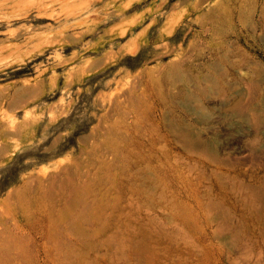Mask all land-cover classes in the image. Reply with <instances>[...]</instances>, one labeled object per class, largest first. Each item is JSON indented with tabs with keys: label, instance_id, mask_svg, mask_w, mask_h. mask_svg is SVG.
Listing matches in <instances>:
<instances>
[{
	"label": "rangeland",
	"instance_id": "374dc122",
	"mask_svg": "<svg viewBox=\"0 0 264 264\" xmlns=\"http://www.w3.org/2000/svg\"><path fill=\"white\" fill-rule=\"evenodd\" d=\"M0 49V264H264V0H0Z\"/></svg>",
	"mask_w": 264,
	"mask_h": 264
},
{
	"label": "bare ground",
	"instance_id": "6f19581e",
	"mask_svg": "<svg viewBox=\"0 0 264 264\" xmlns=\"http://www.w3.org/2000/svg\"><path fill=\"white\" fill-rule=\"evenodd\" d=\"M3 1H4V0H3ZM6 1H7V0H6ZM86 1H88V0H86ZM46 3H47V2H46ZM48 4H49V3H48ZM74 4H75V3H74ZM45 5H46V4H45ZM26 7H27V6H26ZM39 7H40V6H39ZM51 12H52V11H51ZM63 12H64V11H63ZM40 14L42 15V12H41ZM37 15H38V14H37ZM43 15H48V14L45 13V14H43ZM57 15H58V14H57ZM20 19H21V18H20ZM26 26H27V25H26ZM9 28H10V27H9ZM10 29H11V28H10ZM12 30H13V29H12ZM10 31H11V30H10ZM10 31H9V32H10ZM14 31H16V30H13V32H14ZM11 33H12V32H11ZM44 39H46V38H44ZM6 44H7V43H6ZM6 44H5V45H6ZM48 44H49V43H48ZM19 45H21V44H19ZM19 45H18V47H19ZM1 49H2V48H1ZM1 49H0V50H1ZM2 50H3V49H2ZM50 187H51V186H50ZM71 190H72V189H71ZM70 192H71V191H70ZM75 222H76V221H75ZM75 222H74V223H75ZM77 224H78V223H75V225H77Z\"/></svg>",
	"mask_w": 264,
	"mask_h": 264
}]
</instances>
